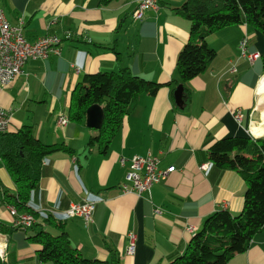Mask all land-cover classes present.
I'll use <instances>...</instances> for the list:
<instances>
[{"label": "crops", "instance_id": "0c3cea01", "mask_svg": "<svg viewBox=\"0 0 264 264\" xmlns=\"http://www.w3.org/2000/svg\"><path fill=\"white\" fill-rule=\"evenodd\" d=\"M184 1L157 0L156 8L136 20L132 17L136 0L104 6L96 0H0L11 26L22 19L28 41L46 34L61 39L59 55L27 61L9 85L0 86V106L12 110L9 132L29 126L43 143H63L74 150L73 155L58 150L42 160L32 202L36 211L44 212L62 211L83 198L97 201L91 223L85 225L78 217L63 220L71 245L85 258L110 260L115 253L120 264H166L183 252L213 211L235 214L242 209L241 176L211 165L207 149L229 136L264 138V37L253 27L232 25L206 37L216 57L206 71L178 83L183 85L181 106L166 85L154 96L139 94L105 154L85 153L95 133L85 122H57L59 115H67L71 93L86 74L127 67L150 81L176 78V57L190 30V22L175 10ZM244 34L249 37L248 51L259 54L253 61L239 57ZM238 111L240 121L235 118ZM148 153L159 157L161 168L173 166L174 171L151 186L150 197L121 193L126 168L120 159ZM202 165L206 167L201 169ZM0 183L16 193L1 164ZM155 207L162 214H154ZM0 223L12 229L2 233L7 262L42 264L36 259V246L26 238L29 230L54 233L52 226L15 229L2 202ZM130 232L135 238L132 254L127 253ZM227 264H264V231Z\"/></svg>", "mask_w": 264, "mask_h": 264}, {"label": "trees", "instance_id": "16d2710c", "mask_svg": "<svg viewBox=\"0 0 264 264\" xmlns=\"http://www.w3.org/2000/svg\"><path fill=\"white\" fill-rule=\"evenodd\" d=\"M115 0H96L97 5H108ZM175 10L190 22L189 38L176 57L175 75L169 82L146 80L124 67L117 72L86 74L73 89L67 112L68 121L84 123L86 109L93 104L103 110L98 129L85 145V153L105 154L141 93L154 96L167 86L173 92L184 83L207 70L216 57V50L206 37L225 27L246 24L264 37V0H185ZM264 72V55L262 56ZM9 130V129H8ZM62 150L73 155L74 150L63 143L45 144L37 139L29 126L17 132L0 134V164L15 185L16 193H9L0 183V202L12 205L20 213H30L38 220L28 228L40 224L52 226L35 230L26 240L36 246L35 255L42 264H120L115 253L110 260L85 258L71 245L64 229L67 217L36 211L33 197L38 190L41 162L51 153ZM208 160L220 170L237 172L244 184L242 209L232 214L218 209L208 215L195 231L181 254L166 264H227L235 255L247 251L253 237L264 231V138L229 136L213 141L208 149ZM14 228V227H13ZM28 228H18L26 230ZM12 229L0 223V233ZM11 263L10 261L7 262ZM0 264L1 261H0ZM160 264V263H154Z\"/></svg>", "mask_w": 264, "mask_h": 264}, {"label": "built area", "instance_id": "2783aa9c", "mask_svg": "<svg viewBox=\"0 0 264 264\" xmlns=\"http://www.w3.org/2000/svg\"><path fill=\"white\" fill-rule=\"evenodd\" d=\"M157 0H136V7L132 12V17L140 20L144 11L156 8ZM23 21L18 20V25L11 26L6 19L2 9H0V86L9 85L13 79L22 72L27 61L45 59L50 55H59L61 39L53 34H46L38 37L34 41H28L22 32ZM249 37L244 34L239 43V57L248 61L255 60L259 54L248 51ZM236 70L235 67L232 68ZM12 110L0 106V134L6 133L10 126ZM235 118L239 121L242 118L240 111L235 113ZM59 125H65L68 119L63 114L58 116ZM121 166L126 168L123 181L121 183V193H134L136 195L148 194L150 197V188L154 183H158L174 171L173 166L166 168L160 167V159L150 153L147 155H132L130 158H121ZM202 165L200 168H205ZM96 200L83 198L80 202L70 203L62 211L50 210L52 215L64 217H78L82 219L85 225L93 221V212ZM12 217V226L18 228H28L35 222H32L28 216H18L12 210L8 209ZM154 214H162V209L155 207ZM189 229L193 228L189 226ZM134 234L129 233V244L127 253L132 254L135 248ZM8 251L6 239L0 233V261L2 264H8ZM12 264V263H9Z\"/></svg>", "mask_w": 264, "mask_h": 264}, {"label": "water", "instance_id": "95a60500", "mask_svg": "<svg viewBox=\"0 0 264 264\" xmlns=\"http://www.w3.org/2000/svg\"><path fill=\"white\" fill-rule=\"evenodd\" d=\"M182 95H183V85L178 84L173 91L174 100L178 106H181L183 103ZM102 119H103V110L99 105L93 104L86 109L85 125L87 127L92 129H98L102 123Z\"/></svg>", "mask_w": 264, "mask_h": 264}, {"label": "bare ground", "instance_id": "6f19581e", "mask_svg": "<svg viewBox=\"0 0 264 264\" xmlns=\"http://www.w3.org/2000/svg\"><path fill=\"white\" fill-rule=\"evenodd\" d=\"M65 119H68L67 115H63ZM7 208L12 210L14 213H16L18 216H28L29 219H31L32 222H36V218L34 217V215L30 214V213H20L16 210V208L12 205H7ZM44 212L50 213V210H44Z\"/></svg>", "mask_w": 264, "mask_h": 264}, {"label": "rangeland", "instance_id": "374dc122", "mask_svg": "<svg viewBox=\"0 0 264 264\" xmlns=\"http://www.w3.org/2000/svg\"><path fill=\"white\" fill-rule=\"evenodd\" d=\"M136 7V6H135ZM135 9V8H134ZM134 11V10H133ZM134 19V18H133ZM126 27V25L124 26V28ZM101 72H108V71H101ZM114 72H116V71H114ZM37 230H39V229H37ZM35 231H32V230H29L28 231V235H31V234H33Z\"/></svg>", "mask_w": 264, "mask_h": 264}]
</instances>
